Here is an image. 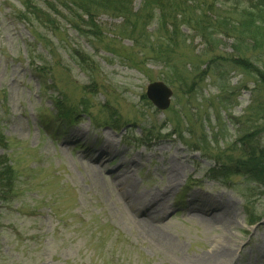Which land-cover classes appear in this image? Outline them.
I'll use <instances>...</instances> for the list:
<instances>
[{
	"label": "rangeland",
	"instance_id": "rangeland-1",
	"mask_svg": "<svg viewBox=\"0 0 264 264\" xmlns=\"http://www.w3.org/2000/svg\"><path fill=\"white\" fill-rule=\"evenodd\" d=\"M254 2L192 4L229 23ZM24 6L0 0V160L12 171L0 192V264H194L225 242L224 264H264L261 189L207 174L216 157L240 154L229 149L244 133L264 144V87L227 61L239 55L264 71V48L236 50L221 31L212 47L184 24L167 44L153 35L156 20L134 42L108 13L95 27L74 19L83 34L59 7L58 26L45 28L21 17ZM153 81L172 90L164 110L145 96ZM147 195L163 203L152 213L159 235L142 222ZM216 214L225 215L207 222Z\"/></svg>",
	"mask_w": 264,
	"mask_h": 264
},
{
	"label": "trees",
	"instance_id": "trees-1",
	"mask_svg": "<svg viewBox=\"0 0 264 264\" xmlns=\"http://www.w3.org/2000/svg\"><path fill=\"white\" fill-rule=\"evenodd\" d=\"M58 1L43 0L44 6H42L33 0H25L24 11L20 12L21 17L29 23L37 22L42 27L55 28V25L58 26L56 13H59L56 7H59L61 11L66 12L70 26L85 34L78 25L74 24V19H80L88 23V26L95 27L99 14L108 13L122 18L121 29L135 37L132 39L134 42L141 39L147 41L148 36H152L148 33V27L156 20L157 26L153 35L159 32L157 39L165 38L167 44H173L172 41L176 42L178 36L183 35L181 26L184 24L197 32L201 39L212 47L217 45V39L213 38V35L222 32L236 36L238 41L236 50H241L242 47L253 50L264 48V0H257L251 7L243 10L241 18L229 23L219 19L217 14L210 16L208 12L192 4L200 0H139L140 6L137 9H134L136 0H60V4ZM184 41L185 39L182 42ZM209 50L213 49H207ZM76 54L78 55L79 52L76 51ZM209 61L199 72L200 74L207 73V69L210 68ZM227 61L243 72L255 74L258 82L264 87V71L252 61L239 55L228 57ZM56 106L61 109L58 103ZM71 114L72 112L61 116L69 119ZM256 131L244 133L234 141L229 151H238L240 154L238 156L227 154L222 159L216 157L207 174L213 180L225 185L233 174L244 176L247 181L261 189L260 192L264 195V144L255 139ZM170 134L181 135L176 130H172ZM0 144H4V136L1 133ZM11 175V168L0 160V192H8L11 189Z\"/></svg>",
	"mask_w": 264,
	"mask_h": 264
},
{
	"label": "bare ground",
	"instance_id": "bare-ground-1",
	"mask_svg": "<svg viewBox=\"0 0 264 264\" xmlns=\"http://www.w3.org/2000/svg\"><path fill=\"white\" fill-rule=\"evenodd\" d=\"M175 185V183L173 181H170L169 183H167L165 190H170L173 188V186ZM145 199L148 203L146 204H139L140 205V209L144 208V212H149L150 215L148 217V219L146 220H142V222L144 223V226L148 229V231H150L153 235H159L157 234L154 230V224L153 221L157 220L158 215L157 214H152L153 212H158L161 208V206H163L162 202H157V197L156 195H147L145 196ZM136 198L132 199V202H134V204H130L131 207L134 210H137V206H136ZM221 207H225L226 208V212L229 211V208H227V203H221L220 204ZM146 209V210H145ZM191 211H199V209H197L196 207H191L190 208ZM220 215H225V214H216V215H211V218L207 219V222H209L210 224H217L220 220ZM202 216V215H201ZM196 215V217L200 220L203 221L205 219V217L203 216V218ZM160 218V217H159ZM231 249L229 246L228 242H225V244H220L217 247L211 248L208 251H205L204 253H202L198 259L195 260L194 264H224L226 263L227 260L231 259Z\"/></svg>",
	"mask_w": 264,
	"mask_h": 264
},
{
	"label": "water",
	"instance_id": "water-1",
	"mask_svg": "<svg viewBox=\"0 0 264 264\" xmlns=\"http://www.w3.org/2000/svg\"><path fill=\"white\" fill-rule=\"evenodd\" d=\"M171 95V89L162 81L147 84L146 96L160 110H164L169 106Z\"/></svg>",
	"mask_w": 264,
	"mask_h": 264
}]
</instances>
